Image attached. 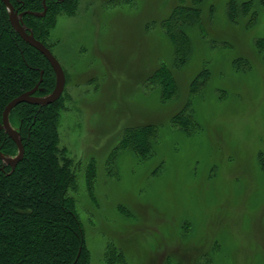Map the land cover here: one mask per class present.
Here are the masks:
<instances>
[{
  "label": "rangeland",
  "instance_id": "rangeland-1",
  "mask_svg": "<svg viewBox=\"0 0 264 264\" xmlns=\"http://www.w3.org/2000/svg\"><path fill=\"white\" fill-rule=\"evenodd\" d=\"M230 2L197 4L186 56L169 22L192 0H79L57 16L59 141L89 264L110 250L125 264H264V5L247 26ZM152 128L140 159L125 140Z\"/></svg>",
  "mask_w": 264,
  "mask_h": 264
},
{
  "label": "trees",
  "instance_id": "trees-1",
  "mask_svg": "<svg viewBox=\"0 0 264 264\" xmlns=\"http://www.w3.org/2000/svg\"><path fill=\"white\" fill-rule=\"evenodd\" d=\"M78 1L45 0L46 14L24 15L23 24L36 40L49 48V34L57 16L71 15ZM203 1L192 0L195 7L179 6L172 15L169 27L176 37L182 36L184 40L177 44L179 55L186 56L189 46L182 28L199 20L197 4ZM9 2L19 12H42V0ZM258 5H264V0H246L240 4L231 0L229 15L234 21L245 17L246 25H251L258 16ZM162 73L161 77H165V72ZM167 78L166 84L170 82ZM37 83L41 90L38 96L49 95L55 87L54 71L38 51L16 34L7 8L0 2V125L5 106ZM62 109L61 96L45 107L19 104L9 115L10 125L20 134L24 156L14 169L0 161V264H89L82 228L68 196L76 176L73 162L60 146L58 121ZM151 130H145L146 136L140 141L125 140L126 147L140 158L149 157L155 138V130ZM134 131V134L142 133V129ZM0 152L8 157L17 154L15 143L1 129ZM115 251L110 250L105 263L125 264L122 254Z\"/></svg>",
  "mask_w": 264,
  "mask_h": 264
},
{
  "label": "water",
  "instance_id": "water-1",
  "mask_svg": "<svg viewBox=\"0 0 264 264\" xmlns=\"http://www.w3.org/2000/svg\"><path fill=\"white\" fill-rule=\"evenodd\" d=\"M61 1H64V0H61ZM0 2H2L7 8V11L9 13V21H10V24L13 30L19 35V37L23 40L24 43H26L28 46L38 51L47 60V62L49 63V65L51 66L55 74V87L49 95L44 96V97L34 96V94L38 90V86L41 81L40 80L39 83L36 84L33 89L16 97L12 101H10L3 109V112L1 115L0 129L4 131V133L15 143L17 147V154L14 157H8V156H4L0 152V161L3 164L8 165L12 169H14L15 166L22 160L24 156V147L22 145L20 134L15 129H13L9 123L10 112L17 105L22 104V103L36 105L39 107H45V106H48L58 101L64 90L65 75H64V72L59 62L52 55L50 50L46 48L41 42L36 40L33 34L31 33V31H28L22 22L23 15L43 17L47 11L45 0H42V12H39V13L25 12V13H20V14H18L13 9V6L9 2V0H0Z\"/></svg>",
  "mask_w": 264,
  "mask_h": 264
},
{
  "label": "flooded vegetation",
  "instance_id": "flooded-vegetation-1",
  "mask_svg": "<svg viewBox=\"0 0 264 264\" xmlns=\"http://www.w3.org/2000/svg\"><path fill=\"white\" fill-rule=\"evenodd\" d=\"M55 1H57V2H63V1H61V0H55ZM45 4H46V2H45ZM12 5V4H11ZM14 9V8H13ZM15 10V9H14ZM18 14H20V13H25V12H19L18 10H15ZM26 12H29V11H26ZM46 14V13H45ZM24 16V15H23ZM23 18V17H22ZM22 22H23V20H22ZM24 25V24H23ZM25 26V25H24ZM27 29V28H26ZM28 31H30L29 29H27ZM17 34V33H16ZM18 35V34H17ZM19 36V35H18ZM21 39V38H20ZM22 40V39H21ZM23 41V40H22ZM43 44V43H42ZM44 45V44H43ZM45 46V45H44ZM46 48H48L47 46H45ZM49 50H50V47L48 48ZM50 52H51V50H50ZM47 61V60H46ZM41 82V81H40ZM65 83H66V76H65ZM38 84V83H37ZM34 88V87H33ZM64 88H65V86H64ZM64 91V90H63ZM39 92H41V90H40V88H39V86H38V90L36 91V93L34 94V96H36V97H40V96H38V93ZM11 113V112H10ZM10 115V114H9ZM12 127V126H11ZM14 129V128H13ZM4 132V131H3Z\"/></svg>",
  "mask_w": 264,
  "mask_h": 264
},
{
  "label": "bare ground",
  "instance_id": "bare-ground-1",
  "mask_svg": "<svg viewBox=\"0 0 264 264\" xmlns=\"http://www.w3.org/2000/svg\"><path fill=\"white\" fill-rule=\"evenodd\" d=\"M137 156V155H136ZM139 157V156H138ZM140 159H145V158H140Z\"/></svg>",
  "mask_w": 264,
  "mask_h": 264
}]
</instances>
